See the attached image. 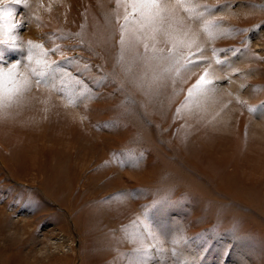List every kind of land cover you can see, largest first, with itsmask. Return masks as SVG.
I'll return each mask as SVG.
<instances>
[{
	"label": "rangeland",
	"instance_id": "374dc122",
	"mask_svg": "<svg viewBox=\"0 0 264 264\" xmlns=\"http://www.w3.org/2000/svg\"><path fill=\"white\" fill-rule=\"evenodd\" d=\"M187 2L176 15L202 51L173 83L121 52L116 0H0L21 24L0 65L30 81L0 105V264H264V0Z\"/></svg>",
	"mask_w": 264,
	"mask_h": 264
},
{
	"label": "snow or ice",
	"instance_id": "6c2138e0",
	"mask_svg": "<svg viewBox=\"0 0 264 264\" xmlns=\"http://www.w3.org/2000/svg\"><path fill=\"white\" fill-rule=\"evenodd\" d=\"M14 3L23 7L28 6L27 0H14ZM176 7L184 12L192 13L199 5L193 4L190 7L187 0H175L174 7H169L164 0H116V22L119 25L121 52H133L135 58L141 62L144 68L153 71V82L162 81L166 76H173L174 83V76H179L182 69L197 65L199 58L196 57V53L202 51L198 45L196 51H192L196 44L195 39H188L189 32L183 30V20L177 18ZM204 7L208 6L205 5ZM196 15L199 17L202 13ZM35 18L39 19V17ZM189 18L192 19L193 17L190 15ZM214 23V21L203 22V30L209 38H213L211 25ZM19 27L21 24L13 18L12 9L9 8L0 12V37L9 36L13 41V47H15V37L11 33ZM179 32H183L184 38L177 35ZM160 38H163L165 47H157L161 43ZM7 42V40L0 39V43ZM141 46L143 51H140ZM28 49L27 59L30 62L35 55L33 50H40V58L35 61L37 67H30L29 71L33 75L43 76L44 71L51 67V62L45 59L47 51L43 49V45L31 40L28 41ZM19 66V62H14L8 67L0 65V105L12 102L16 95L21 94L30 85L28 78L23 73H18ZM17 75L21 76L22 80H17ZM207 77L208 72L205 71L199 76L195 84L187 90L185 100L176 110L177 115L185 110L190 111L194 103H199V98L207 92L206 85L212 83ZM44 82L40 79L36 80L37 85ZM60 91L70 105H76L79 99L77 93L66 88H61ZM136 164H138L137 160H131L127 166L131 167ZM129 238L132 242L138 240L135 233L129 234ZM135 251H142L143 255L147 254V249L144 248L142 242L141 248ZM133 264H143L142 257H138Z\"/></svg>",
	"mask_w": 264,
	"mask_h": 264
},
{
	"label": "bare ground",
	"instance_id": "6f19581e",
	"mask_svg": "<svg viewBox=\"0 0 264 264\" xmlns=\"http://www.w3.org/2000/svg\"><path fill=\"white\" fill-rule=\"evenodd\" d=\"M15 5V4H14ZM14 5H12V6H14ZM13 8H15V7H13ZM24 9V8H23ZM25 12V11H24ZM20 14H21V12H20ZM22 16H23V13H22Z\"/></svg>",
	"mask_w": 264,
	"mask_h": 264
}]
</instances>
